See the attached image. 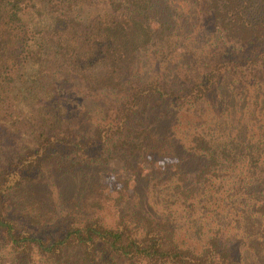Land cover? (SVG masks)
<instances>
[{"label": "trees", "instance_id": "16d2710c", "mask_svg": "<svg viewBox=\"0 0 264 264\" xmlns=\"http://www.w3.org/2000/svg\"><path fill=\"white\" fill-rule=\"evenodd\" d=\"M185 4L221 48L191 64L184 48L169 78L135 76L92 134L76 133L68 79L119 87L139 51L187 38L172 16ZM260 119L264 0H0V264H264ZM113 148L130 193L98 180ZM138 155L173 159L138 172Z\"/></svg>", "mask_w": 264, "mask_h": 264}, {"label": "rangeland", "instance_id": "374dc122", "mask_svg": "<svg viewBox=\"0 0 264 264\" xmlns=\"http://www.w3.org/2000/svg\"><path fill=\"white\" fill-rule=\"evenodd\" d=\"M188 6L189 5L185 4L184 8L180 7L179 10H176L175 13H177V16L174 12L172 13L174 19H184L185 22H188V25L184 26L185 34L182 36L187 38L176 39V42L179 44H176L172 47L171 43L175 40V37L166 32L167 36L165 38H158V40L148 46L147 49L139 51L136 66L122 79L119 87L115 89L90 90L82 83H79L78 81L71 78L68 79V81L65 83L67 85V88H65V92L67 94L65 100L66 105L73 113V116L70 118V127H72L76 133L83 135L92 134L94 127L105 120V116L111 113V111L115 109L116 106H118V102L130 90V86L133 84V79L135 76L139 75L142 78L141 80L146 82L148 80H155L157 76H161L160 73L162 72H167L165 78H169V73L171 72V60L172 58H176V56L179 54V51L183 50L184 48L186 52L184 59H188L190 64L194 62L200 63V59L203 56L214 53L219 50V48H221L220 43L222 41L218 36V32L213 30L214 28H212L208 22H205L206 19L202 18V16L193 7H191V14L189 15ZM102 8L103 4L96 1L88 8V13L92 15L97 14L102 10ZM226 45L228 46H225L224 48L227 47L230 49V51L235 50L233 43L227 42ZM204 58L207 60L210 59L209 56ZM159 60L163 64H161L160 68L156 69L153 63L158 62ZM243 96H245L247 102H249L248 108L250 109V101L254 100L253 95L251 92H249ZM258 96H260V94ZM229 99L231 103L233 102L232 100H234L232 97ZM241 105L244 106L243 104ZM186 118L183 120L180 119V125L184 123ZM170 121H172L170 125L175 123V120L173 119H170ZM147 123L150 125V128H154V119ZM164 123L165 121L162 122L163 125ZM254 123L264 124L262 119ZM159 124H161V122ZM113 149L114 157L109 158L106 161V165L102 164L99 167L100 172L98 180L104 183V191L111 196L118 195L119 191H123V189H126V192L130 193L134 188L135 181L133 178H131L134 176L132 170L126 167L127 163L125 160L127 154H119L120 151H117V148ZM128 154L130 156L133 155L129 152ZM145 156L138 155L131 160L132 163H138V165L134 164L135 166L131 168L133 171L135 169V171L139 172L141 171L140 168L147 170L151 166H163L166 163L171 162V159H173L172 157L163 158L161 156H153V161L151 160L150 155L146 157ZM124 179H128L127 183L124 182ZM77 186H79V184ZM126 192L125 197H127ZM129 199L130 198H125V203ZM125 203H123V205ZM120 205L122 206V202Z\"/></svg>", "mask_w": 264, "mask_h": 264}]
</instances>
